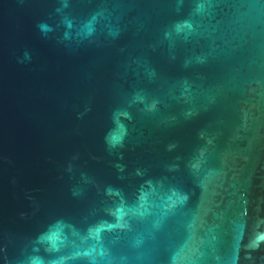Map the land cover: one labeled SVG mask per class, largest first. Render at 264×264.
Here are the masks:
<instances>
[{"label":"water","instance_id":"water-1","mask_svg":"<svg viewBox=\"0 0 264 264\" xmlns=\"http://www.w3.org/2000/svg\"><path fill=\"white\" fill-rule=\"evenodd\" d=\"M0 264H264V0H0Z\"/></svg>","mask_w":264,"mask_h":264}]
</instances>
